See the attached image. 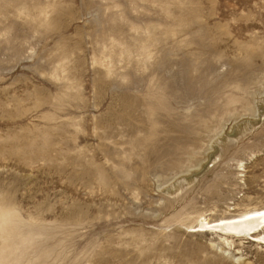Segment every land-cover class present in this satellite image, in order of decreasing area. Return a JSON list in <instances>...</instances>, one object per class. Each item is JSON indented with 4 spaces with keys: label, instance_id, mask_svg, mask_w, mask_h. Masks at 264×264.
<instances>
[{
    "label": "rangeland",
    "instance_id": "obj_1",
    "mask_svg": "<svg viewBox=\"0 0 264 264\" xmlns=\"http://www.w3.org/2000/svg\"><path fill=\"white\" fill-rule=\"evenodd\" d=\"M262 209L264 0H0V264H264L195 229Z\"/></svg>",
    "mask_w": 264,
    "mask_h": 264
},
{
    "label": "bare ground",
    "instance_id": "obj_2",
    "mask_svg": "<svg viewBox=\"0 0 264 264\" xmlns=\"http://www.w3.org/2000/svg\"><path fill=\"white\" fill-rule=\"evenodd\" d=\"M1 219L3 218L0 215V226H6L7 224ZM7 221L8 226L6 227L14 229L15 224L12 225L14 216H10ZM196 228H198L197 231H213L214 233L220 232L221 235L231 236L233 238L247 237L248 240L251 239L254 242L258 241L264 245V236L260 234V231L264 228V209L215 221H206L204 219L197 227H195V229Z\"/></svg>",
    "mask_w": 264,
    "mask_h": 264
}]
</instances>
